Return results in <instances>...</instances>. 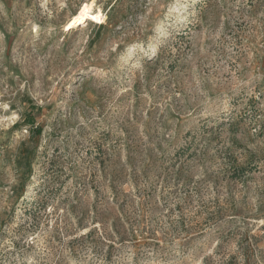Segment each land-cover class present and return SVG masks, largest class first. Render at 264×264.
<instances>
[{
    "label": "rangeland",
    "instance_id": "obj_1",
    "mask_svg": "<svg viewBox=\"0 0 264 264\" xmlns=\"http://www.w3.org/2000/svg\"><path fill=\"white\" fill-rule=\"evenodd\" d=\"M92 1L0 0V264H264V0Z\"/></svg>",
    "mask_w": 264,
    "mask_h": 264
},
{
    "label": "bare ground",
    "instance_id": "obj_2",
    "mask_svg": "<svg viewBox=\"0 0 264 264\" xmlns=\"http://www.w3.org/2000/svg\"><path fill=\"white\" fill-rule=\"evenodd\" d=\"M94 3V0L91 2L90 7L88 5H84L78 14L75 15V17L72 19L71 25L84 23L88 17L95 18L96 20H101V16L98 13H94L91 11L92 5Z\"/></svg>",
    "mask_w": 264,
    "mask_h": 264
},
{
    "label": "trees",
    "instance_id": "obj_3",
    "mask_svg": "<svg viewBox=\"0 0 264 264\" xmlns=\"http://www.w3.org/2000/svg\"><path fill=\"white\" fill-rule=\"evenodd\" d=\"M234 169H235V172H234L233 177H238V176H242L246 172V170L251 169V168H246V166H237Z\"/></svg>",
    "mask_w": 264,
    "mask_h": 264
}]
</instances>
